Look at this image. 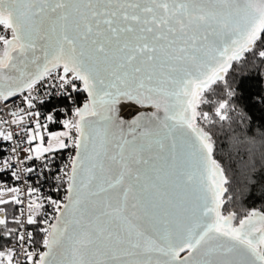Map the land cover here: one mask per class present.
I'll return each instance as SVG.
<instances>
[{
	"label": "snow or ice",
	"instance_id": "obj_1",
	"mask_svg": "<svg viewBox=\"0 0 264 264\" xmlns=\"http://www.w3.org/2000/svg\"><path fill=\"white\" fill-rule=\"evenodd\" d=\"M0 29V111L11 117L0 116V142L13 141L12 125L26 133L27 160L75 149L64 201L26 189V223L45 225V250L37 258L28 247L34 232L0 216V264L20 255L24 264H264V209L241 215L230 206L229 179L201 123L212 122L206 93L227 85L234 63L248 53L264 61V0H0ZM41 88L73 104L74 93L86 94L47 147L32 111ZM120 98L156 112L114 126ZM227 107H215L220 121ZM10 169L20 180L10 159L0 160V174ZM7 191L0 205L24 203L19 187ZM45 199L54 216L42 213ZM12 223L24 226L19 217Z\"/></svg>",
	"mask_w": 264,
	"mask_h": 264
},
{
	"label": "trees",
	"instance_id": "obj_2",
	"mask_svg": "<svg viewBox=\"0 0 264 264\" xmlns=\"http://www.w3.org/2000/svg\"><path fill=\"white\" fill-rule=\"evenodd\" d=\"M246 57L229 70L225 77L227 85L219 82L213 85L215 92L206 93L214 105L202 107L209 110L212 122L201 121L213 136L215 158L221 162L229 179L226 194L232 197L229 204L241 215L253 208L264 209V61L254 58L252 53ZM228 86L234 91L231 97L227 94ZM221 100L228 101L224 121L215 117V107ZM58 129V126L51 127L52 131ZM234 137L243 143L236 144ZM9 214L8 226L14 227L16 208ZM5 243L0 238V246Z\"/></svg>",
	"mask_w": 264,
	"mask_h": 264
},
{
	"label": "built area",
	"instance_id": "obj_3",
	"mask_svg": "<svg viewBox=\"0 0 264 264\" xmlns=\"http://www.w3.org/2000/svg\"><path fill=\"white\" fill-rule=\"evenodd\" d=\"M0 34H3V30L0 29ZM2 49V46H0ZM79 83V82H77ZM46 89L41 88L38 93V98L34 102L36 103V108L32 111L40 112L39 123L42 125L41 129H43V125H48V130H51V127L58 126L59 129H62L64 126L60 121L67 120L73 118L71 113L75 107H82L83 103L85 102L86 94L83 93H74L73 95L76 97L75 104L71 103L70 101L66 100L63 97H59L53 95L50 99L46 96ZM53 92H59V88L51 89ZM45 99V103L41 104L40 99ZM15 108V106H13ZM63 107L66 110L64 112H60L59 109ZM53 109H56L53 112ZM52 113L54 115V122L49 123L46 119L47 115ZM0 116L4 119H11L7 110L0 111ZM31 123L29 126L35 131V122L36 117H28L27 118ZM7 130H11L14 133L13 141H3L0 142V147H3V151H0V160L3 158H9L10 162L13 163L14 168L17 169L18 174L21 176L20 180H14L11 175V169L7 170V174H0V191H3L4 194H12L7 191V189L11 187H19L21 190V200L24 201L23 204H13L16 208V217H19L20 220L23 222V227L20 225L15 224L13 228H17L20 231H24L25 229L34 232V241L35 243L30 244L28 247L30 250H34L36 253V257L38 258L39 253L44 251L42 247V237L44 236L43 232L39 231V228L45 227V225H27L26 218L28 214V197L26 189L31 186L34 188L39 189V196L40 197H47L51 196L54 199H58L64 201L66 195V176L65 172H70L71 167V158L75 154L74 148H67L65 150L56 152L54 154L44 155L41 159H32L27 160V156L29 153L22 151L24 148H28L29 145L26 141V133L21 132L19 136L15 135L16 132L19 131L16 126L6 125ZM52 131V130H51ZM73 135L75 133L73 132ZM23 141L20 145V148L17 149L16 153L11 151V148L14 145L15 141ZM17 155L24 160V164H21L19 160H17ZM24 167H31L34 169L31 173H24L22 169ZM25 180L28 183H25ZM59 189V190H57ZM45 209L42 210L43 212H47L49 216H54V209L51 205L48 204L47 200L44 201ZM21 210H23V215H21ZM37 219H42V216H38ZM51 222H54L51 221ZM16 242L10 241L8 246H13ZM18 252H23V249H17ZM14 264H24V256L20 255L18 258L14 257Z\"/></svg>",
	"mask_w": 264,
	"mask_h": 264
},
{
	"label": "water",
	"instance_id": "obj_4",
	"mask_svg": "<svg viewBox=\"0 0 264 264\" xmlns=\"http://www.w3.org/2000/svg\"><path fill=\"white\" fill-rule=\"evenodd\" d=\"M112 108L114 126L119 125L125 129L131 127L134 121H145L151 118V114L156 112V109L151 106H142L127 98H120ZM157 115H162V113H157Z\"/></svg>",
	"mask_w": 264,
	"mask_h": 264
},
{
	"label": "rangeland",
	"instance_id": "obj_5",
	"mask_svg": "<svg viewBox=\"0 0 264 264\" xmlns=\"http://www.w3.org/2000/svg\"><path fill=\"white\" fill-rule=\"evenodd\" d=\"M40 131H41V135L44 137V146L47 147L48 146V143H50V142L54 143V141H50L49 140V135L50 134L60 133V132L66 131V129L63 127L62 129H58V130H54V131H51L50 129L49 130L47 129V131H44V129H41ZM39 143H40L39 140L34 141L32 146L34 147V146H36ZM62 150H65V149H60V150H58L56 152H59V151H62ZM56 152H49V153H45L44 155L54 154ZM12 195L13 194H4V196L2 198L3 199H11V196ZM13 207H14L13 204L0 205V208L5 209V211L3 213H0V216L6 217L7 220L9 221L10 220V217H9L10 214L9 213L12 210Z\"/></svg>",
	"mask_w": 264,
	"mask_h": 264
}]
</instances>
